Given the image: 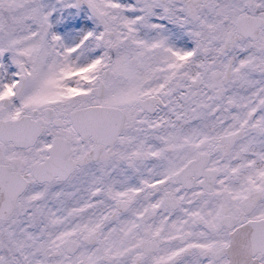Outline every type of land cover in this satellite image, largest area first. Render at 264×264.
Wrapping results in <instances>:
<instances>
[{"label": "snow or ice", "instance_id": "snow-or-ice-1", "mask_svg": "<svg viewBox=\"0 0 264 264\" xmlns=\"http://www.w3.org/2000/svg\"><path fill=\"white\" fill-rule=\"evenodd\" d=\"M0 264H264V0H0Z\"/></svg>", "mask_w": 264, "mask_h": 264}]
</instances>
